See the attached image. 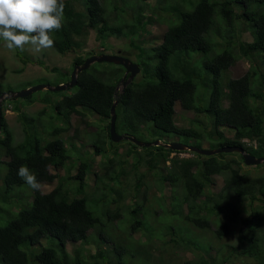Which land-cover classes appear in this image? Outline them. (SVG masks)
I'll return each instance as SVG.
<instances>
[{"label":"trees","instance_id":"16d2710c","mask_svg":"<svg viewBox=\"0 0 264 264\" xmlns=\"http://www.w3.org/2000/svg\"><path fill=\"white\" fill-rule=\"evenodd\" d=\"M76 1L82 9H77ZM136 1L131 23L112 24L109 9L102 0H63V27L51 35L54 47L61 53L82 46L83 38L91 29L102 39L107 34L128 36L131 46L138 50L135 61L140 66L139 76L118 90L125 68L108 63L100 70L95 67L98 62H94L78 73L77 84L67 88L70 94H63L57 101H53V95L57 94L42 96L54 112L65 117L64 123L58 126L51 121L47 130L52 136L49 139H44L37 129L45 108L36 117L18 108L24 128L19 142L8 126L5 109L2 110L0 264H134L140 248L131 242L138 230L149 239L143 247L146 259L139 260L141 264H158V261L162 264L166 252L151 243L154 236L161 239V233L164 237L169 235L171 243L191 248L194 256L183 264H227V257L210 254L212 243L199 242L189 225L199 231H213L220 239L230 233V224L238 221L242 224L239 242L229 245L230 251L264 264V228H261L264 173L251 175L244 171L243 166L254 164H246L241 153L204 155L192 151L194 157L171 156V152L180 150L163 144L139 145L126 138L113 141L110 123L107 136L97 133L99 136L91 138L93 153L85 150L72 155L71 149L79 145L74 142L68 145L62 137L72 126L71 117L76 113L83 115V110L111 121V107L117 101L116 129L140 141L153 143L177 135L178 141L187 144L197 139L199 142L191 145L202 147V140L209 137L214 144L205 148L242 146L246 152L264 157V0ZM114 8L121 12L129 10L116 2ZM155 20L166 21L167 28L160 42L145 47L139 38ZM242 24L251 36L249 40L241 37ZM16 53L19 57L25 54L19 49ZM238 56L249 59L253 67L242 76L226 77L225 72ZM84 61L85 57L77 55L73 67ZM255 64H259L258 69ZM73 69L60 72L56 83L69 81ZM102 72L107 76L103 77ZM1 89L2 93L14 92L10 87ZM33 94L8 97L2 104L15 107L32 103ZM178 103L196 114L206 115L212 134L206 128L197 130L177 125ZM50 116L54 119L53 114ZM226 130L233 135H227ZM244 139L252 142L251 145ZM124 141L130 146L124 160L116 156L107 159L110 152L117 153ZM94 155L102 156V173L95 172L93 190H88ZM127 156L133 157L131 165L137 170L135 175L145 165L156 170L161 192L164 184L170 186L168 192L165 189L157 197L159 209L149 207L148 188L141 189L147 176L145 171L140 172L141 182L136 184L132 202L120 204L128 192L120 186L121 177L128 176L132 169L124 166L128 163ZM73 157L76 174L65 177V181L61 179L60 185L49 192L30 189L17 175L18 168L24 165L41 184L52 182L59 177L52 168L66 167ZM167 161L171 164L167 165ZM256 165L264 167V162ZM217 175L223 176L224 184L220 191L213 192L210 186ZM72 183L75 184L73 191L68 188ZM158 222H163L161 229ZM116 229L130 235L122 237L114 233ZM78 242H93L97 250L85 255L78 245L70 252L68 244ZM156 249L160 253L154 256Z\"/></svg>","mask_w":264,"mask_h":264},{"label":"rangeland","instance_id":"374dc122","mask_svg":"<svg viewBox=\"0 0 264 264\" xmlns=\"http://www.w3.org/2000/svg\"><path fill=\"white\" fill-rule=\"evenodd\" d=\"M103 3L106 4V6L109 9V20L112 24H118V22H122V24L131 23L133 20V13H134V7L133 5L136 4V0H102ZM153 1V0H151ZM173 1V0H170ZM177 0H174V2ZM115 2L116 5L119 6H125L129 10L125 12H121L118 9H115ZM109 3V4H108ZM185 4V3H184ZM77 9H82L80 7L79 1H76ZM119 14V15H118ZM167 28L166 21L163 20H155L153 21L148 31L143 33V37L139 38L141 40V44L145 47H151L152 45L160 42L162 35L164 31ZM243 32L241 33V37L244 40H249L251 38L249 32L244 31L245 27L242 24ZM126 29V28H125ZM104 39L98 38L97 31L95 29H91L88 33V35L83 38L84 44L82 46L77 47L75 49L69 50L66 53H61L56 50L55 47L48 49L46 51H43L39 54H34L32 51L29 50L30 46L25 47V54L24 56L19 57L16 53V51H10L5 46L2 40H0V89L1 87L5 88H13L12 91L18 92L22 89H25L27 87L37 85L40 83H49L51 85H58L56 83L58 81V77L60 72L65 73L73 69V64L75 57L77 55H81L83 57H88L91 55V53H97L102 54L103 52L111 53V54H121L126 55L130 57L133 61L136 59V53L138 52L137 49L131 46L130 44V38L125 35L121 36H115L113 34H107L103 36ZM105 43L104 45L102 43ZM138 42V41H137ZM238 49H236L237 52ZM103 51V52H102ZM93 55V54H92ZM29 59V60H24ZM39 61H43L44 64H41ZM254 63H252L249 59L243 58L238 56V58L234 61V63L230 66V68L225 72V76H233V77H239L244 75L250 68H252ZM108 66V62H98V65L95 67L102 70L103 67ZM255 67L258 69L259 64H255ZM57 68L58 70H54ZM93 68V67H92ZM72 73V71H71ZM101 75L107 76V73H101ZM140 72L135 76H139ZM67 82V81H66ZM122 83V82H121ZM119 86V87H118ZM117 89L121 87V84L118 85ZM3 90V89H1ZM4 93L0 92V102L3 103V101L9 97V93L7 94L6 91ZM71 90L66 89L56 93L48 90H40L37 92H34L35 99H33L32 103H25L24 105H18V106H11V104L3 105L2 104V110L5 109V117L8 123L9 128L14 133L15 141L19 142L23 139L24 136V128H23V119L19 115L18 108L22 111H25L29 113L30 115H33L34 117L38 116V112L42 109H46L45 112L41 115V121L39 125L37 126V129L39 132L43 134L44 139H49L52 136L49 135L47 130L50 127L51 121L54 120L55 126H58L59 124L64 123L63 118H65L63 115L59 116L57 112H54L52 109V106L49 103H46L42 96H46L49 94H57L53 95V101H57L62 97L63 94H70ZM2 93V94H1ZM59 95V96H58ZM19 102V101H18ZM20 103L23 104V100H20ZM176 113H175V121L177 125L183 127H195L197 130L206 128L209 130V135L212 134L211 125L209 124V119L204 114H196L195 111L187 110L184 107L178 103L176 105ZM84 114H74L71 117V127L68 131L64 132L62 134V137L65 139L66 143L68 145L72 144L73 142L76 143L78 148L77 149H71V154L74 155L76 152L80 151L84 153L85 150H89L91 153L94 152L92 148V142L91 138L99 136L97 133H100L101 136H107L106 128L108 124L110 123V118H102L100 115H98L95 112H90L87 110H83ZM53 114V118H51L50 115ZM194 119H201V121L196 122ZM45 126H44V125ZM0 131V137L3 136V134ZM78 132V135H77ZM120 133V132H119ZM124 133V132H123ZM226 134L229 136L233 135V132L230 130H226ZM209 137H205L202 140L201 146L202 147H209L214 144L212 140L208 139ZM178 136H167L162 139H160L164 143H170L171 141L178 140ZM182 140V139H181ZM184 140V138H183ZM246 143H249L251 145L252 142H249L247 139H244ZM248 141V142H247ZM197 139H191V144H196ZM254 142V141H253ZM256 144V142H254ZM109 138L106 139V148L109 147ZM254 144V145H255ZM129 144L124 141L119 145L117 148V153L110 152L109 156L107 157H113L116 156L118 158H122L124 160L125 152L127 149H129ZM124 157H121V156ZM171 156H178V157H194L195 153L189 150L184 151H178V152H171ZM128 157V163H124V166L127 169H131L133 166L131 165L133 161L132 156ZM94 162H93V168L89 172L90 177V185L88 190H93V182L95 179V172L102 173L101 171V164H102V156L101 155H94ZM227 159L230 158V156H226ZM2 159L7 160L8 158L6 156H2ZM75 160V158H70V161L66 163V167H58V168H52L53 172H57L59 174V177H57L52 182H43L41 185V190L43 192H49L53 190L54 188L58 187L60 185L61 179L63 181L66 180L65 177H70L74 174H76L77 167L72 164V162ZM167 165H170L171 162L167 161ZM259 166H243L244 171H248L251 175H259L261 173H264V167ZM136 169H131V172L126 177H121V184L122 189H127L128 192L126 193V198L122 199L120 201V204L123 206V204H129L134 199V190L136 188L137 182H141L140 176L143 171L146 172V177L144 178V183L142 184L141 189L144 191V188H148V205L149 207H157L159 209L157 197H160L161 193L165 192V189L170 187L168 184H164L163 188L164 191L161 192L159 189L160 187V181L158 180V176L156 175V170L149 169L148 166H141L139 168L138 174L135 175ZM141 172V173H140ZM224 180L222 175H217L216 180L214 184L210 186V190L213 192L220 191L223 187ZM0 185H2V180L0 179ZM71 187V188H70ZM68 186V188L73 191L75 184L72 183ZM87 190V189H86ZM29 192L30 190L27 189ZM31 192V191H30ZM17 194V192H16ZM18 195V194H17ZM169 197V196H168ZM140 198V197H139ZM24 201V200H22ZM115 205L112 206L114 208ZM247 208H245L246 211ZM223 219V218H222ZM187 224V223H186ZM241 222H232L230 224V233L223 238H217V236L214 235L213 231H199L195 226L189 225V228H192L194 230L195 234L199 238V242L208 243L211 242L213 249L211 251L212 256H216L217 253H220V256L225 258L227 257L229 259L230 264H261L259 260H256L252 257H245L242 255H238L236 252L233 253L230 251L229 245H237L239 242L238 234L239 230L241 229ZM157 226L161 227L163 226V222H158ZM261 228H264V225L261 226ZM165 231V228H164ZM262 231V230H261ZM121 235L122 237H126L130 235L127 232H122L120 229H116L114 233H117ZM264 233V231H262ZM161 239L156 238L154 236L151 240V243L154 245V247H161V250L165 251L166 254L164 256V260L162 264H183L187 259L192 258L194 255L191 252V248L188 246H185L184 244L179 245L176 243H171L169 241V235H166L164 237V233H161ZM119 237V236H117ZM134 240L131 242L134 247H137V249L140 248V255L136 259H134L136 262L134 264H141V260L143 258L146 259L145 252L143 251V247L146 246L149 242V239L146 234H144L141 230H138L133 234ZM168 240V243L166 241ZM45 242V241H44ZM80 246L81 251L85 255H89L90 253H95L97 250L95 243H87V244H81L80 242L76 244H68V250L70 252L74 251L73 248L76 246ZM229 247V248H228ZM220 249V250H217ZM160 250L156 249L154 252V256L156 254H159ZM206 252V251H205ZM208 253V252H206ZM222 259V258H221ZM138 261V262H137ZM133 264V263H132ZM158 264L159 263L158 261Z\"/></svg>","mask_w":264,"mask_h":264},{"label":"clouds","instance_id":"9594fccd","mask_svg":"<svg viewBox=\"0 0 264 264\" xmlns=\"http://www.w3.org/2000/svg\"><path fill=\"white\" fill-rule=\"evenodd\" d=\"M64 8L63 0H0V40L10 51H16L17 49L24 51L26 46H30V51L39 54L51 49L55 45L51 33L59 31L63 27ZM92 54L97 53H91L85 60L93 56ZM3 93L5 94V92ZM10 95L9 97H11ZM124 136L128 135L124 134ZM17 175L30 189L40 191L42 185L28 167L21 165L17 170Z\"/></svg>","mask_w":264,"mask_h":264},{"label":"water","instance_id":"95a60500","mask_svg":"<svg viewBox=\"0 0 264 264\" xmlns=\"http://www.w3.org/2000/svg\"><path fill=\"white\" fill-rule=\"evenodd\" d=\"M109 62V63H115L118 65H122L126 72L123 78V81L128 76L127 81L123 83V86H126L128 82L133 80L135 76L140 72V66L138 63L134 62L132 59H130L127 56H124L122 54H109V53H102V54H95L88 59L85 60V62L82 65H76L72 74H71V80L64 84H59L56 86H52L51 84H44L40 83L25 89H22L18 92L11 93V97H25L28 95H31L33 92L42 90V89H48L52 91H58V90H64L70 87H73L77 84V75L80 71L87 69L93 62ZM117 101H115L111 107V121H110V134L113 141H120L124 137L130 139L131 141H134L135 143L139 145H147L150 146L152 144L155 145H165L167 147L173 148L175 150H190L194 152H198L204 155H213L221 152H239L243 155L244 161L248 165H256L264 162V157H257L249 152H246L245 149L242 146H233V145H227V146H220L216 148H205V147H198L196 145L187 144L178 140L171 141L170 143H164L160 139L155 140L152 142H144L138 140L134 136H124V134H121L116 129V119H117V111H116V105ZM2 103L0 102V131L2 129Z\"/></svg>","mask_w":264,"mask_h":264},{"label":"flooded vegetation","instance_id":"af4514ba","mask_svg":"<svg viewBox=\"0 0 264 264\" xmlns=\"http://www.w3.org/2000/svg\"><path fill=\"white\" fill-rule=\"evenodd\" d=\"M44 84H49V83H44ZM53 86V85H52ZM45 90H48V89H45Z\"/></svg>","mask_w":264,"mask_h":264}]
</instances>
